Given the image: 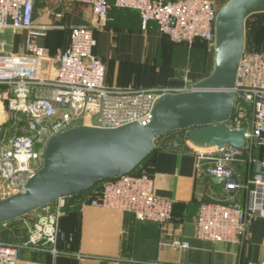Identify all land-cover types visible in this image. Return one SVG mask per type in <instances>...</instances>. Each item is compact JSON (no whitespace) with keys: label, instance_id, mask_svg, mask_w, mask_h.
I'll return each instance as SVG.
<instances>
[{"label":"built area","instance_id":"built-area-1","mask_svg":"<svg viewBox=\"0 0 264 264\" xmlns=\"http://www.w3.org/2000/svg\"><path fill=\"white\" fill-rule=\"evenodd\" d=\"M35 1L0 0V101L4 105L0 113H8L12 124L19 123L13 126L12 137H0V199L25 190L28 179L42 167L47 142L54 135L78 125L95 126L96 118L103 128L132 122L146 125L153 119L157 99L167 93L194 91L198 83L185 77L183 85L173 87L109 85L106 65L95 53V30L107 22L110 2L59 0L90 5L93 26H73L68 46L52 55L34 40L46 36L50 28L36 24ZM114 6L139 11L143 29L154 23L173 43L191 47L200 39L215 50L216 20L221 8L213 0H115ZM6 31L13 35L27 33L23 50L6 51ZM233 90V110L225 124L233 130H246L243 147H199L187 140V130L173 140L185 142L194 150L198 176L224 181L226 197L206 194L200 200L195 233L199 239L227 244L243 243L254 217L264 216V155H255L257 149L264 154V53L246 32ZM239 165L245 167L244 179ZM241 190L247 192L244 204L237 202ZM79 195H83L80 205L131 213L137 220L161 226L173 220L174 201L155 194L154 179L145 163L120 177L99 181ZM71 197L0 224V264H17L22 249L49 252L53 257L70 255L68 247L61 245L71 243L74 235L65 233L61 221ZM163 242L176 250L190 247L178 238ZM74 256L83 257L80 253ZM118 260L155 264L133 258Z\"/></svg>","mask_w":264,"mask_h":264},{"label":"crops","instance_id":"crops-1","mask_svg":"<svg viewBox=\"0 0 264 264\" xmlns=\"http://www.w3.org/2000/svg\"><path fill=\"white\" fill-rule=\"evenodd\" d=\"M108 1L111 4L108 20L95 30V53L106 65L109 85L173 87L183 85L185 77L196 83L212 73L213 54L203 41L198 40L191 47L173 43L154 23L143 29L139 11L118 8L114 6L115 0ZM228 1L213 0L219 8ZM58 13L63 16L58 17ZM257 15H264V12ZM92 18V8L87 4L36 0L34 20L36 24L50 28L46 36L34 40L53 55L57 49L68 46L73 26L91 27ZM249 28L258 49L264 53V18L253 19ZM4 37L12 43L9 50L19 51L23 50L27 33L22 31L13 35L6 31ZM3 109L4 106L0 111ZM0 127L2 136L10 138L14 134L13 127H5L2 122ZM168 137L156 139L155 151L146 164L154 179L155 194L174 201L171 222L161 226L137 220L131 213L80 205L83 195L74 196L68 199L67 212L61 221L65 233L74 235L71 243L61 245L68 247L70 255L53 257L49 252L22 249L17 264H126L119 262L120 258L155 264H264L263 215L254 217L243 243H216L196 236L200 200L206 198V194L221 199L226 197L224 181L207 175L198 176L194 150L185 142H174ZM255 155L264 154L257 149ZM238 171L244 179L245 167L239 165ZM246 200L247 192L241 190L237 202L244 204ZM172 238L186 241L190 247L176 250L164 244L163 241ZM76 253L83 257L76 258Z\"/></svg>","mask_w":264,"mask_h":264},{"label":"water","instance_id":"water-1","mask_svg":"<svg viewBox=\"0 0 264 264\" xmlns=\"http://www.w3.org/2000/svg\"><path fill=\"white\" fill-rule=\"evenodd\" d=\"M263 12L264 0H229L216 20L212 73L194 91L157 99L148 124L103 128L96 118L95 126L78 125L51 137L43 165L28 179L25 190L0 199V224L133 171L155 150L157 138L178 130H187V140L199 147H243L246 130L230 129L225 122L233 110L246 20ZM2 133L0 127V137Z\"/></svg>","mask_w":264,"mask_h":264},{"label":"rangeland","instance_id":"rangeland-1","mask_svg":"<svg viewBox=\"0 0 264 264\" xmlns=\"http://www.w3.org/2000/svg\"><path fill=\"white\" fill-rule=\"evenodd\" d=\"M39 9L40 8H38V10ZM255 18H259V19L261 18L262 19V18H264V15L254 14V16L252 15L251 17L247 18L246 26H245L246 35H247V32L250 29L249 25L252 23L253 19H255ZM11 45H12L11 41L4 37L3 46H4L5 49H7L6 51L9 50V46H11ZM211 52H212L213 58H214L213 64L215 65V50H211ZM213 68H214V66H213ZM3 106H4L3 103L0 102V109H2ZM0 122H2L3 126H6V127H13V126L15 127L17 124H19V123H16V125L12 124V120L10 119V116H9L8 113H4V115L0 114ZM183 133H184V131H178L175 134L170 135L168 137V139L169 140H174L175 137H181ZM159 140L160 141L161 140L164 141V138H160Z\"/></svg>","mask_w":264,"mask_h":264},{"label":"trees","instance_id":"trees-1","mask_svg":"<svg viewBox=\"0 0 264 264\" xmlns=\"http://www.w3.org/2000/svg\"><path fill=\"white\" fill-rule=\"evenodd\" d=\"M248 38L250 37V36H252V31H250V29H249V31L247 32V35H246ZM198 40H200V39H198ZM198 40H196V41H198ZM195 41V42H196ZM200 41H203V40H200ZM205 44H206V42L205 41H203ZM178 131H183V130H178ZM155 151V150H154ZM153 151V152H154ZM153 152L142 162V163H145L146 164V162H147V160L149 159V157L153 154Z\"/></svg>","mask_w":264,"mask_h":264}]
</instances>
